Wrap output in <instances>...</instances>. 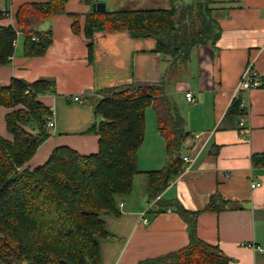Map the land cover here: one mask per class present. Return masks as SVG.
<instances>
[{
    "label": "crops",
    "instance_id": "1",
    "mask_svg": "<svg viewBox=\"0 0 264 264\" xmlns=\"http://www.w3.org/2000/svg\"><path fill=\"white\" fill-rule=\"evenodd\" d=\"M24 1L0 0L7 14L0 24H13ZM89 0H68V12L80 13V31L72 29L67 13L56 14L40 23V29L53 30V42L43 55L28 56L19 33L11 61L0 64V83L12 77L34 81L54 78L56 93L39 95L53 110L55 125L26 166L47 160L59 145H69L89 154L99 147V136L88 128L100 117L96 102L100 90L127 82L160 84L177 104L190 135L182 147V157L195 154L196 160L161 193L163 199H178L190 211H198L197 234L220 246L231 258L230 264H264V167H254L251 155L264 151V87L252 88L244 96L248 104L246 124L249 134L239 126L240 116L228 111L234 100L242 72L253 61L264 76V0H213L212 18L220 27L215 44L195 46L187 61L173 63L157 51V40L134 37L126 29L100 30L93 36L94 60L89 61L84 34ZM93 8V6H92ZM191 90L195 101H188ZM81 94L86 102L73 100ZM154 110L152 117L156 112ZM149 107L146 109V119ZM0 108V134L11 138L5 114ZM139 172L132 191L117 197L120 213L102 209L109 235L100 239V264H138L140 260L165 254L189 242L187 222L173 206L157 205L147 191V172L162 168L168 161L166 140L153 128L140 146ZM137 175L143 188L136 190ZM252 181L260 184L252 187ZM229 200L220 211L205 210L212 195ZM147 210L149 222L143 223Z\"/></svg>",
    "mask_w": 264,
    "mask_h": 264
},
{
    "label": "trees",
    "instance_id": "2",
    "mask_svg": "<svg viewBox=\"0 0 264 264\" xmlns=\"http://www.w3.org/2000/svg\"><path fill=\"white\" fill-rule=\"evenodd\" d=\"M213 0H193L186 6L162 8H91L85 14L88 57L94 60L96 31L126 29L134 37L157 40V51L185 62L195 46L215 44L220 27L212 18ZM68 0L24 1L13 24H0V64L11 61L18 38L28 56L43 55L53 42V30L41 22L67 13L72 29L80 31V13L68 12ZM7 13L0 10V19ZM35 37V38H34ZM260 86L264 87V76ZM56 93L54 78L34 81L12 77L0 83V108H11L5 122L11 138L0 134V264H100V239L109 235L102 209L119 214L117 197L132 191L138 173V151L146 132V109L153 106L157 127L166 140L168 161L148 171L150 200L173 206L188 224L189 242L176 250L140 260L138 264H230L216 244L197 234L198 211L161 193L178 177L184 164L182 147L190 131L177 104L160 84L127 82L100 90L95 111L100 117L88 132L99 136L96 152L84 154L69 145L55 147L46 161L26 166L49 137L47 121L53 110L39 95ZM228 111L241 116L239 100ZM254 167H264V151L251 155ZM212 195L205 210L220 211L229 200Z\"/></svg>",
    "mask_w": 264,
    "mask_h": 264
},
{
    "label": "built area",
    "instance_id": "3",
    "mask_svg": "<svg viewBox=\"0 0 264 264\" xmlns=\"http://www.w3.org/2000/svg\"><path fill=\"white\" fill-rule=\"evenodd\" d=\"M19 33H21V32L17 30L18 35H19ZM261 82H262V80L259 76V72H258L256 66L254 65L253 61L248 62V64L246 65V67L244 68V70L242 72L239 85L236 88L235 94H234V100H239L241 107L245 108V110H246L245 113L240 116V120H239V126H241L244 129V133L246 135L249 134L250 127L246 124V117L248 115V104L246 103V99L244 96L252 88L259 87ZM185 95H186V98L188 99V101H192V102L195 101V96L191 90L186 91ZM73 100L80 101V102H86V99L83 98V96L81 94H75L73 96ZM54 125H55L54 115H49L48 121H47V126L49 128H51ZM200 151H201V149L198 148L195 154L192 153V154L183 156V161L186 164L184 166L183 170L188 169L191 166V164L196 160ZM259 184L260 183L257 181H252L251 186L255 187ZM146 214H147V210H145L141 215V217H142L141 221L145 224H147L149 222V218L147 217ZM262 251H264V248H262Z\"/></svg>",
    "mask_w": 264,
    "mask_h": 264
},
{
    "label": "rangeland",
    "instance_id": "4",
    "mask_svg": "<svg viewBox=\"0 0 264 264\" xmlns=\"http://www.w3.org/2000/svg\"><path fill=\"white\" fill-rule=\"evenodd\" d=\"M193 0H89L87 1V5H89L91 8L94 3L96 2H105L106 8L108 9H132V8H162V7H170V6H186L190 4ZM40 28V27H39ZM152 113H154V110L149 107L147 112V119H146V130L148 134H150L153 130V128H156L157 130V122L155 120V116L152 117ZM159 133L161 134V131L159 130ZM140 149V148H139ZM139 154V152H138ZM140 175H137L136 180L134 182L136 186V190H140L143 188L144 180L143 177H138ZM148 176V172H147Z\"/></svg>",
    "mask_w": 264,
    "mask_h": 264
},
{
    "label": "water",
    "instance_id": "5",
    "mask_svg": "<svg viewBox=\"0 0 264 264\" xmlns=\"http://www.w3.org/2000/svg\"><path fill=\"white\" fill-rule=\"evenodd\" d=\"M93 9L97 11H105L106 8V3L105 2H96L93 4Z\"/></svg>",
    "mask_w": 264,
    "mask_h": 264
}]
</instances>
